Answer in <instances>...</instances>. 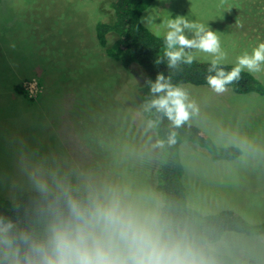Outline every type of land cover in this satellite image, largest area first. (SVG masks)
Instances as JSON below:
<instances>
[{"label": "rangeland", "instance_id": "obj_1", "mask_svg": "<svg viewBox=\"0 0 264 264\" xmlns=\"http://www.w3.org/2000/svg\"><path fill=\"white\" fill-rule=\"evenodd\" d=\"M108 1L0 0L4 199L15 202L36 191L26 167L39 165L73 185L83 179L128 189L142 205L160 211L154 186L164 150L139 95L145 76L135 64L125 69L110 59L96 39L95 23L110 21L103 8ZM147 16L151 25L143 22ZM177 16L216 32L227 53L224 64L235 65L237 56L264 42V0H153L144 4L141 20L164 35L161 22ZM254 75L264 85V72ZM17 84L26 86V96L15 91ZM182 86L197 107L188 121L217 146L242 151L234 160H213L192 143L180 145L188 206L202 214L229 209L250 224L264 222V95ZM211 246L234 264H264V234L226 232Z\"/></svg>", "mask_w": 264, "mask_h": 264}, {"label": "clouds", "instance_id": "obj_2", "mask_svg": "<svg viewBox=\"0 0 264 264\" xmlns=\"http://www.w3.org/2000/svg\"><path fill=\"white\" fill-rule=\"evenodd\" d=\"M151 25L150 16L142 18ZM164 34L163 59L170 70L192 65L193 51L211 57L207 85L217 94L238 83L241 73L264 72V42L251 53L237 56L226 71L227 53L219 36L204 24L183 16L161 22ZM186 33H192L189 38ZM157 35H160L157 32ZM146 83L155 109L173 127L184 125L197 107L185 87L159 73ZM156 123L149 121V127ZM168 143H175L173 132ZM159 141L157 146L163 147ZM28 179L39 193L36 228H24L10 217L0 215V264H208L202 253L184 235L174 234L157 209L142 205L128 189L80 180L73 185L57 171L27 166ZM18 207V206H17Z\"/></svg>", "mask_w": 264, "mask_h": 264}, {"label": "trees", "instance_id": "obj_3", "mask_svg": "<svg viewBox=\"0 0 264 264\" xmlns=\"http://www.w3.org/2000/svg\"><path fill=\"white\" fill-rule=\"evenodd\" d=\"M151 1L153 0H109L107 4H103V8L111 14L110 21L98 20L95 23V33L105 55L125 69L133 64L137 65L146 80L154 81L159 73H163L166 77L171 75L174 84L209 87L205 80L209 61L195 59L192 65H181L178 70L168 69L166 60L157 63L158 59H163L164 35H155L141 20L144 4ZM109 38L112 41L109 42ZM223 66L226 71H230L234 65ZM261 82L254 74L243 71L241 80L228 85V90L236 95L253 92L264 95V85ZM15 91L26 96L21 84L15 86ZM139 93L145 105L146 119L156 123L152 128L158 139L164 142V158L158 164L154 186L161 201L160 215L174 234L188 238L208 264H234L228 255L214 250L211 245L220 241L226 232L260 236L264 234V222L250 224L237 212L229 209L202 214L189 207L181 179L183 164L179 149L182 143L189 142L213 160H234L241 155V149L235 146H217L209 135L189 121L176 128L162 113L155 109L148 110L147 105L153 96L146 81L140 85ZM173 132L175 143L170 144L168 140ZM41 203L39 193L34 190L23 193L15 202L0 196V215L17 220L21 227L39 230L36 217Z\"/></svg>", "mask_w": 264, "mask_h": 264}, {"label": "crops", "instance_id": "obj_4", "mask_svg": "<svg viewBox=\"0 0 264 264\" xmlns=\"http://www.w3.org/2000/svg\"><path fill=\"white\" fill-rule=\"evenodd\" d=\"M255 22L258 23V21H255ZM43 83H44V82H43ZM44 85H45V84H44ZM40 98H41V97H40ZM40 98H39V99H40ZM39 99H38V100H39Z\"/></svg>", "mask_w": 264, "mask_h": 264}, {"label": "built area", "instance_id": "obj_5", "mask_svg": "<svg viewBox=\"0 0 264 264\" xmlns=\"http://www.w3.org/2000/svg\"><path fill=\"white\" fill-rule=\"evenodd\" d=\"M25 87V89H26V91H27V88H26V86H24ZM28 92V91H27Z\"/></svg>", "mask_w": 264, "mask_h": 264}]
</instances>
